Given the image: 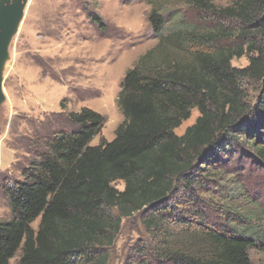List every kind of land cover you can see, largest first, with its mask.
<instances>
[{"label":"trees","instance_id":"16d2710c","mask_svg":"<svg viewBox=\"0 0 264 264\" xmlns=\"http://www.w3.org/2000/svg\"><path fill=\"white\" fill-rule=\"evenodd\" d=\"M187 2L218 22L182 21L164 36L167 21L151 12L158 44L124 77L115 139L91 146L105 117L69 113L72 129L46 137L22 180L4 187L12 218L0 222V264L18 252L20 264H108L123 220L137 213L150 241L125 264H251L257 237L246 217L202 196L231 169L228 157L252 152L264 163V92L252 108L240 85L264 87V0ZM245 55L250 65L233 68ZM194 109L200 117L178 136Z\"/></svg>","mask_w":264,"mask_h":264},{"label":"rangeland","instance_id":"374dc122","mask_svg":"<svg viewBox=\"0 0 264 264\" xmlns=\"http://www.w3.org/2000/svg\"><path fill=\"white\" fill-rule=\"evenodd\" d=\"M212 3L222 8L232 0ZM153 10L167 21L164 36L182 21L199 24L206 20L207 26L218 22L187 0H30L3 73L6 100L0 107V222L12 218L4 187L22 180V170L37 157L46 137L60 128L72 129L69 113L89 108L105 117L104 128L91 146H98L102 139H115L124 121L118 107L124 77L158 44L148 21ZM94 16L104 28L93 22ZM249 65L248 55L232 61V67L239 70ZM240 85L245 103L257 107L263 98V83L249 78ZM199 117L194 109L176 134L184 135ZM242 154L227 158L231 169H223L212 179L209 193L202 198L239 218L246 217V230L257 237L255 247L249 250L251 264H264V163L255 166L252 152L246 159ZM114 186L120 191L125 188L123 182ZM39 223L37 220L32 227L37 230ZM149 241L139 213L124 219L120 234L108 249V264H125ZM20 257L18 252L10 264H20Z\"/></svg>","mask_w":264,"mask_h":264},{"label":"water","instance_id":"95a60500","mask_svg":"<svg viewBox=\"0 0 264 264\" xmlns=\"http://www.w3.org/2000/svg\"><path fill=\"white\" fill-rule=\"evenodd\" d=\"M30 0H0V107L6 97L3 73L9 60V48L17 35Z\"/></svg>","mask_w":264,"mask_h":264}]
</instances>
